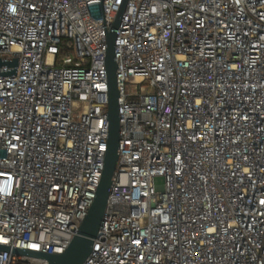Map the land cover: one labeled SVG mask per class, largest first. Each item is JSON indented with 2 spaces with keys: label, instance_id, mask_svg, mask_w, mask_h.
<instances>
[{
  "label": "built area",
  "instance_id": "built-area-1",
  "mask_svg": "<svg viewBox=\"0 0 264 264\" xmlns=\"http://www.w3.org/2000/svg\"><path fill=\"white\" fill-rule=\"evenodd\" d=\"M124 2L83 264H264V0H0V264H48L14 249L63 252L95 197Z\"/></svg>",
  "mask_w": 264,
  "mask_h": 264
},
{
  "label": "water",
  "instance_id": "water-1",
  "mask_svg": "<svg viewBox=\"0 0 264 264\" xmlns=\"http://www.w3.org/2000/svg\"><path fill=\"white\" fill-rule=\"evenodd\" d=\"M125 2L121 5L111 28L107 31L106 37V69L108 80V137L107 149L104 159V168L99 185L96 190L95 197L77 228L73 238L68 246L60 253H47L30 249L15 248L16 252L34 254L48 260V264H83L92 251L95 238L98 236L99 228L107 206L109 196V188L113 181L116 171L117 161L119 158V89L117 83V61L115 59V40L117 29L120 25ZM6 62L14 65V69L10 72L0 70L1 74H12L16 72L18 63L17 58H0V66ZM9 247L0 245V250H8Z\"/></svg>",
  "mask_w": 264,
  "mask_h": 264
},
{
  "label": "rangeland",
  "instance_id": "rangeland-1",
  "mask_svg": "<svg viewBox=\"0 0 264 264\" xmlns=\"http://www.w3.org/2000/svg\"><path fill=\"white\" fill-rule=\"evenodd\" d=\"M162 182V178L161 177H158L157 178V183H161Z\"/></svg>",
  "mask_w": 264,
  "mask_h": 264
}]
</instances>
